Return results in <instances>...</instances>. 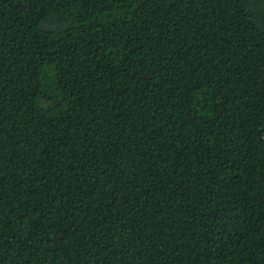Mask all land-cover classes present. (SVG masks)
<instances>
[{
  "label": "trees",
  "instance_id": "trees-1",
  "mask_svg": "<svg viewBox=\"0 0 264 264\" xmlns=\"http://www.w3.org/2000/svg\"><path fill=\"white\" fill-rule=\"evenodd\" d=\"M0 264H264V0H0Z\"/></svg>",
  "mask_w": 264,
  "mask_h": 264
}]
</instances>
